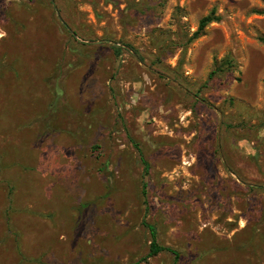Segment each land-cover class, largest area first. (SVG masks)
<instances>
[{"label":"rangeland","instance_id":"obj_1","mask_svg":"<svg viewBox=\"0 0 264 264\" xmlns=\"http://www.w3.org/2000/svg\"><path fill=\"white\" fill-rule=\"evenodd\" d=\"M261 37L264 0H0V264H264Z\"/></svg>","mask_w":264,"mask_h":264},{"label":"trees","instance_id":"obj_2","mask_svg":"<svg viewBox=\"0 0 264 264\" xmlns=\"http://www.w3.org/2000/svg\"><path fill=\"white\" fill-rule=\"evenodd\" d=\"M218 18L219 17L217 15H215L214 11H212L210 14L202 17L200 20V23H199V27L194 32L191 39H196V38L204 35L206 32V27L211 22L218 20ZM261 40L264 42V37H261ZM121 49H122V47H116L114 49V51L118 54V53H120ZM223 63H227L230 66H232V64H233L231 59H228ZM223 69H224V67L217 68L216 70H213L211 72V76H214V74H216L217 72H219L220 70H223ZM203 100H205V99H203ZM139 150H140V153L142 156V162L144 164L145 174H149V172H150L149 162L143 157L142 151L140 148H139ZM143 194L145 195V197H147L148 191H147V183L146 182L144 183ZM147 203H148V201H147ZM144 224L149 228L150 233H151V242H150L148 256L157 255L158 253H160L162 251H169V252L174 254V263H177L180 259V252L177 249H175L171 246H168V245H164L159 241L158 228H157L156 224L150 223L147 220H144ZM130 264H134V263H130Z\"/></svg>","mask_w":264,"mask_h":264}]
</instances>
